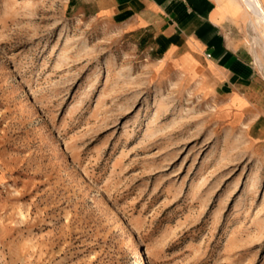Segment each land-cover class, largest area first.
Masks as SVG:
<instances>
[{
	"label": "rangeland",
	"instance_id": "obj_1",
	"mask_svg": "<svg viewBox=\"0 0 264 264\" xmlns=\"http://www.w3.org/2000/svg\"><path fill=\"white\" fill-rule=\"evenodd\" d=\"M225 3L264 75L259 17ZM137 41L79 2L0 0V264H138L135 243L264 264V140Z\"/></svg>",
	"mask_w": 264,
	"mask_h": 264
},
{
	"label": "crops",
	"instance_id": "obj_2",
	"mask_svg": "<svg viewBox=\"0 0 264 264\" xmlns=\"http://www.w3.org/2000/svg\"><path fill=\"white\" fill-rule=\"evenodd\" d=\"M106 15L137 44L185 69L206 71L225 116L264 140V75L225 0H69Z\"/></svg>",
	"mask_w": 264,
	"mask_h": 264
},
{
	"label": "bare ground",
	"instance_id": "obj_3",
	"mask_svg": "<svg viewBox=\"0 0 264 264\" xmlns=\"http://www.w3.org/2000/svg\"><path fill=\"white\" fill-rule=\"evenodd\" d=\"M263 1V0H262ZM240 2V0H239ZM241 2L243 3V5L245 7H247L248 9L251 8L250 10L253 11L254 14H256L259 17V20H255L257 23H259V28H261L262 31V38H263V45H264V8L260 3V0H241ZM264 2V1H263ZM249 10V11H250ZM239 11V10H238ZM247 11V10H246ZM252 14V13H251ZM254 19V17H253ZM252 21V20H251ZM253 23V22H252ZM258 25V24H257ZM254 26V25H253ZM255 27V26H254ZM256 28V27H255ZM129 238L134 239L135 238V234L134 231L132 229V227L129 228ZM134 253H137L138 256L140 257V261L138 260V264H146L145 263V258L143 256L142 253H140L139 250V244L135 243L134 245V249H133Z\"/></svg>",
	"mask_w": 264,
	"mask_h": 264
}]
</instances>
